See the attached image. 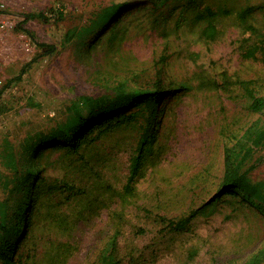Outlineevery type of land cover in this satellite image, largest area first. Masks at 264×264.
Listing matches in <instances>:
<instances>
[{"label":"rangeland","instance_id":"obj_1","mask_svg":"<svg viewBox=\"0 0 264 264\" xmlns=\"http://www.w3.org/2000/svg\"><path fill=\"white\" fill-rule=\"evenodd\" d=\"M113 1L0 0V90L10 81L0 95V201L23 195L13 189L9 154L21 160L26 143L73 119L80 99L110 95L118 84L151 88L157 76L175 89L160 99L154 156L124 207L117 198L78 221L73 205L74 195L99 192L101 182L121 191L137 147L130 125L97 139L75 168L68 161L45 167L47 182L66 179L73 187L44 196L34 217L31 209V242L17 249L22 264H98L115 212L122 218L118 264H264V202L259 208L220 191L228 149L264 197V140L252 143L264 128V104L251 109L254 98L264 100V66L241 57L264 40V0H152L128 7L94 35L93 23ZM249 6L241 22L238 13ZM205 7L227 13L214 40L200 37L202 20L195 19ZM31 13L47 19H26ZM35 42L56 50L40 56ZM67 246L72 252L63 256Z\"/></svg>","mask_w":264,"mask_h":264},{"label":"trees","instance_id":"obj_2","mask_svg":"<svg viewBox=\"0 0 264 264\" xmlns=\"http://www.w3.org/2000/svg\"><path fill=\"white\" fill-rule=\"evenodd\" d=\"M152 0H119L113 1L106 6L100 13L99 20L93 23L97 32L103 33L108 28V24L118 15L124 12L132 5H138ZM254 8L247 7L238 13V19L242 22L253 11ZM226 12L216 11L210 7H205L202 12L197 13L195 19L202 20L200 37L205 40H214L218 34V19L221 14ZM227 14V13H226ZM28 18L47 19L44 14H27ZM117 22L114 23L116 25ZM115 26H111L110 32H114ZM106 33V32H104ZM107 34V33H106ZM91 34L82 36L89 37ZM40 50V56H46L53 53L56 47L52 44L35 42ZM243 59H251L255 63L264 66V40L245 48L241 52ZM27 65L23 66L20 73L14 78L19 79L25 72ZM157 76V80L147 89L126 88L123 84H118L113 88L110 95H101L98 97H84L73 106V119L62 125H58L47 135H40L34 141L25 144L24 151L21 153V160H17L15 153H10L12 165V183L14 191H23L21 199L10 203V198L0 201V264H22L21 257L17 254V249L25 242L27 238V226H35L33 217L39 211V206L44 196H49L52 191L59 192L63 189H70L69 182L66 179H59L47 182L43 178L42 171L46 166L58 162L61 167L65 163L71 165L69 168H75L74 160L84 158V152L102 136L108 135L116 129L130 125L137 132L136 154L130 160V167L127 182L123 185L121 191L114 190L106 182L98 185L99 192L89 188L91 195L87 197L75 196L73 206L78 211V221L86 214L96 213L97 209L107 206V203L114 202L118 198V203L125 206L129 199L134 196V185L142 175L147 159L152 158L154 154L150 152L152 145V136L156 117L159 112L160 99L169 91H175L168 86L164 88ZM0 90H3L9 85ZM169 89V90H168ZM264 104L262 98H254L251 102L252 110H259ZM264 140V128L260 130L253 139V146H258ZM48 147V149H46ZM250 149V148H249ZM153 151V150H152ZM57 153L55 160L51 155ZM147 154V156H146ZM224 172L220 191L229 195H240L249 203L261 208L264 202L263 192L260 184L252 183L244 173L240 172L239 165L233 161L232 153L226 149L224 155ZM41 161L46 164L37 172L33 168L37 167ZM90 167V166H89ZM91 168V172L93 168ZM82 172L87 175L85 169ZM98 175V172H94ZM100 177H94L93 183ZM92 183V184H93ZM82 192V191H81ZM99 193V194H98ZM46 197L44 199H46ZM77 198V199H76ZM212 200V199H210ZM215 201L213 199L210 202ZM41 207V206H40ZM31 209H35L33 217ZM115 232L110 236L105 249L98 257V264H118L117 260V236L119 234L120 224L122 222L121 212H115L111 217ZM188 218L180 219L176 222L175 229L184 227ZM169 226V222L167 224ZM71 229V228H70ZM31 242V241H30ZM73 246H67L63 256H68L72 252Z\"/></svg>","mask_w":264,"mask_h":264}]
</instances>
